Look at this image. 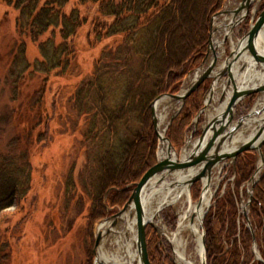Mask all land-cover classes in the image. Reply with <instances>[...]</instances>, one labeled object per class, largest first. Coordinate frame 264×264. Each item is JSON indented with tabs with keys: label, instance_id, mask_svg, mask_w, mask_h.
I'll use <instances>...</instances> for the list:
<instances>
[{
	"label": "trees",
	"instance_id": "16d2710c",
	"mask_svg": "<svg viewBox=\"0 0 264 264\" xmlns=\"http://www.w3.org/2000/svg\"><path fill=\"white\" fill-rule=\"evenodd\" d=\"M224 2L4 0L0 10L5 11L0 18V84L11 85L12 99L8 113L0 114V141L7 127L11 131L6 144L9 150L2 152L0 147V216L28 200L34 170L40 168L35 158L48 146L55 130L60 138L79 137L77 143L84 138L86 148L94 149L96 171L88 164L89 173L79 176L83 187L78 201L89 219L104 214V196L109 190L110 205L123 203L126 193L113 188L139 181L155 159L151 103L163 93L175 94L187 74L203 61L211 18ZM83 32L86 56L87 49L78 43ZM83 57L88 66L83 65ZM67 89L69 94L64 97ZM202 97L200 90L192 94L169 126L167 136L178 150L203 108ZM63 109L70 113L66 122H62ZM133 119L136 128L129 129L128 122ZM51 123L54 127L59 123L62 130ZM121 129L131 141L120 137ZM254 155L246 153L250 170L239 169L235 190L218 199L216 209L206 218L208 264H249L252 260L250 232L242 229L248 252L245 262L237 243L225 252L224 241L231 242L237 234L236 201L241 183L252 176ZM73 176L71 168L64 183L69 199L76 194ZM251 203L250 217L257 227L256 240L264 260V171ZM1 220L0 264H8L9 225Z\"/></svg>",
	"mask_w": 264,
	"mask_h": 264
},
{
	"label": "rangeland",
	"instance_id": "374dc122",
	"mask_svg": "<svg viewBox=\"0 0 264 264\" xmlns=\"http://www.w3.org/2000/svg\"><path fill=\"white\" fill-rule=\"evenodd\" d=\"M241 1L242 0H225L222 9L219 12L222 11L232 12L239 6ZM263 5H264V0L255 1L253 3L251 7V12L253 11V8L256 9V12L254 13V15L249 16L241 25L237 26L234 29V36L236 38L241 39L244 35H246L249 32L255 19L261 13L260 8H262ZM1 7L4 8V0H0V10ZM4 12L5 11H0V18L4 15ZM212 18L210 21L209 37L212 32L211 31ZM5 19L7 23L9 20V16ZM229 21H230V15L228 17H226V15L219 17L215 21L213 28L217 29L222 27L223 25H227L228 23H230ZM221 29L216 31L213 36L214 44L216 41L217 42L223 41L225 37L226 31ZM85 36L86 33L83 32V34L79 36V42H78L79 45L83 47V49H87L83 54V56H86L88 54V47L84 46ZM232 40L233 42L236 41L234 39H230L226 42L225 55L224 54L221 55L222 53L221 48H217L219 63L224 61L225 58L229 55V48L231 46ZM207 49H208V44H207ZM206 54L200 65L193 68L183 79L179 87V90L175 94L182 93L184 92L183 90H187V88L190 86L191 82L194 80L196 76V71L198 69L200 70L202 69L201 66L206 58ZM83 58H84L83 65L88 66L89 62L87 61V58L86 57ZM210 61H211V56L207 60V64H209ZM74 83L75 82H73V84ZM211 83L212 80H208L196 91V92H198L199 90L201 91V94L203 96L202 97L203 107H204V102L208 97ZM221 86L222 85L220 84L218 85L217 94L215 95L216 101L213 103L214 106L213 109L215 110L218 107V98L220 97ZM167 93L171 94L170 92ZM11 94H12L11 85L9 83L6 84L5 82L1 83L0 84V114L1 115H6L9 111L11 105V99H12ZM68 94H69V90L67 93H64V97H67ZM258 99H259L258 95H251L249 97H245L236 108L234 123L237 122L238 119L247 116L256 106ZM169 103H171L168 106L169 112L161 128V131H163V134L167 138H168L167 134L169 129L167 128L168 127L167 124L170 122L171 118L176 114V111L180 108L179 106L180 104L178 103H174L171 101H169ZM68 109L66 111L65 109L62 110V114H63L62 122H66V119H68L70 116ZM159 109L160 111L162 110V105L159 107ZM262 115L263 114L259 116L255 115L253 118L258 119ZM208 120H209V116L206 112L200 116V124L194 135V139L199 136L196 135L197 132L201 133L200 129H202V127L207 123ZM193 122L189 129V132H187L186 134L185 141L183 139L184 142H181L183 143L181 150L184 148L186 142L188 141L194 129ZM249 126L250 129L253 130L258 126V123H256L255 125L250 124ZM51 127L58 129L59 131L62 130V127L59 125V123L58 126L55 123V127H54V123L53 124L51 123ZM86 127L87 124L84 126V130L86 129ZM246 127L247 125H244L241 128H239L236 131L235 136L237 132L239 131L241 132ZM7 128L8 130L5 132L4 136L0 141V147L2 152H6L9 150L8 147L6 148V144L11 137L10 134L11 131H10V127ZM128 128L129 129L136 128V123L134 119L132 123L128 122ZM78 130H81V126L78 127ZM249 133L250 131H248L247 134ZM57 135L58 133L56 130L54 134L52 131L51 136L49 138L50 141L48 143V146L45 149H43V151H41L42 152L41 155H38L35 158V161L37 163L40 162L39 163L40 168L34 170L33 186L30 196L28 197V200L21 204V208H19V205L13 206L3 211L0 216V220L5 219L4 222H7V224L9 225V234L7 235V237L10 238L9 243H10L11 258L8 264H95L94 248H95V238L97 232L96 230L99 223L118 213L126 204L129 197L131 196L134 185L128 184L123 188H118V189H124L130 186L127 191H123L126 193L125 200L123 201V203L114 206L110 205L109 202H107L108 199L107 196V199L104 200V204H103L104 214L93 218L91 221L89 219V215H87L86 213L85 206L83 205L82 207V203H79L78 198L81 195L80 189L81 187H83L81 186L82 182H80L79 176L86 171L87 173L85 174V176L89 173L90 170L88 168L86 169L88 164L92 166L91 169L92 171L93 170L96 171L97 169V165H96L97 159L93 158V153H92L94 149L91 150L86 148L88 147V145L87 142L84 143L85 142L83 141L84 138L80 140L83 143L81 145L79 144L80 141L77 143V140L80 139L79 137H77V139L65 137V136L64 138H60V136ZM120 137L128 142L131 141L128 133L122 129L120 131ZM156 139H157V146L154 157L155 159L151 163V166L146 169V171L157 163V154L159 153L160 144L157 137ZM91 143H92L91 140H89L90 145H92ZM232 146L233 144H229L228 147L231 148ZM175 150L177 151V154H181V150H178L177 148H175ZM262 151H264V145L262 147ZM90 152L92 154H90ZM246 153L255 154L253 160V166H252L253 173L248 181L241 183L240 185L239 193H238L239 197L236 201V211H237L236 222L238 224V231L236 236L231 238V242H228L227 240L224 241V247L226 252L231 250L234 243H237L238 247L242 251V254L244 253V256L242 255L244 257V260L242 258V261L243 262L246 261L245 256L249 252V254H251L252 256V260L250 261L249 264H252L255 261H257L255 258L256 256L254 253L253 242L249 248V251L246 252L242 241L243 239L242 229H245V231L249 232L248 229L249 224L246 221L244 213L247 214L248 219H250L251 221L250 207L252 204L251 202L254 193V189H252L251 180L252 178L255 177V180H257L258 182L264 171V168L263 170L261 169L260 172L258 170L261 167V163H260L261 161H260V156L257 152L254 151L244 152L238 155L236 160L226 159L220 162V164L213 170L211 184H212V190L214 191V197L211 203V207L207 211L204 217L202 232L204 231L206 234V228H205L206 218L210 212L216 209L218 199H223L229 190L233 191L237 187V182L239 180V172H240L239 169H241L242 167H246L245 169L246 171L250 170L249 168H247V162L245 159ZM71 168H73V172H74L73 178L76 185L74 191L76 192V194L74 195V197H72V199H69L66 197L64 183L68 178L67 176L71 171ZM241 170H244V168H242ZM146 171L141 175L140 179L143 177ZM174 178L175 177H172L171 180H174ZM139 181H137L136 183H138ZM189 187L191 190L193 202L198 203L204 187L203 182L202 181L196 182ZM68 195L70 196L71 193H69ZM251 195H252V199L250 200ZM154 223H156L157 227L164 225V227L167 229L175 230L178 225L177 212L173 207H165L162 210H160L159 218L156 217L154 219ZM251 225L254 228L255 235L257 236V227L253 225L252 221H251ZM123 228H124L123 221H121L113 231L116 230L120 231ZM113 233H111L105 239L106 240L105 251L112 250L113 248L111 245V237ZM146 240L148 245L150 264H175L173 260L174 256H173V249L171 247V244L166 238V236L162 235L160 231L156 230L150 225H147ZM256 248L257 251L260 253L257 240H256ZM88 254H90L89 259H88ZM207 264H208V257H207Z\"/></svg>",
	"mask_w": 264,
	"mask_h": 264
},
{
	"label": "water",
	"instance_id": "95a60500",
	"mask_svg": "<svg viewBox=\"0 0 264 264\" xmlns=\"http://www.w3.org/2000/svg\"><path fill=\"white\" fill-rule=\"evenodd\" d=\"M254 2L255 0H242L239 6L232 12L222 11L214 15L211 23L212 32L209 37L206 58L201 66L202 74L198 76L197 73L200 71V69L196 71L195 79L184 93H165L158 96L151 103L150 110L154 131L160 146L163 142L168 144V156L164 159H160L158 153L157 163L146 171L138 183L131 184L134 185V188L132 190L131 196L123 208L115 215L99 223V229L96 232L94 248L95 264H99L100 262L98 259V250L101 246V243L104 239H106L107 236L113 233V230L119 225L121 221H123L122 219L125 215H128L129 222L134 223L135 226V242L139 264H150L146 240L147 225H150L158 231L160 230L154 222L146 220L143 203L146 202L148 196L150 197V194L157 192V187L160 188L161 183L167 180L172 181L171 178L176 176L190 177L188 182L184 183L188 186H191L196 182H203L206 180V183H203L204 187L198 201V204H200L202 202L204 192L211 185L213 170L220 164V162L226 159L236 160L238 155L244 152L254 151L260 156L261 167L258 170L259 172L261 169L263 170L264 153L262 151V147L264 145V106L259 111H255V106L247 116L238 119L237 122L234 123L236 108L245 97H249L251 95H258L259 98L264 97V54L260 48L264 31V10H262L259 16L255 19L246 35H244L241 39L234 36V29L241 25L249 16L254 15V13L251 12V7ZM224 15H226V17L230 15V23L217 29L213 28L215 21ZM219 29L226 31L225 37L221 42L224 55L226 42L230 39L237 41L236 49L232 48L231 45L229 48V55L221 63H219V57L217 54V48L219 47L215 48L213 39L215 32ZM210 56L211 61L209 64H207V60L210 58ZM242 58H247L252 64H248V67V65L243 62L241 65ZM236 65H238V68L234 73L233 68ZM251 66H253L257 72L254 75V77H256L255 79L258 80L259 77L256 75L261 73L260 80L263 82L260 81L261 83L259 85L250 89L243 88L240 86L238 79L240 81V76H246L249 73ZM208 80H212V83L209 88L208 97L204 102V107L194 119V129L184 148L181 150V154H177V151L173 147L170 140L161 132L158 113L159 104L165 99L180 104L179 110L169 122L170 125L174 117L184 106L187 99L191 97L192 94H194ZM219 84L222 86L220 89V97L218 98V112L214 117L207 121L202 129H200V135L194 139V135L200 124V116L205 113L206 109L211 107L213 102L216 101L215 95L217 94V85ZM261 114L263 115L260 116L258 120H254L256 123H258V126L255 128V133L253 136L233 152H228V146L229 144H233L236 131L242 126L248 125L247 120L252 119L255 115L259 116ZM249 122L251 123V121ZM251 182L252 189H254L257 183L255 177L252 178ZM129 187L124 189H113L123 192L127 191ZM110 191L111 190L106 193L104 200L107 199ZM251 199L252 195L250 197V200ZM159 213L160 210L157 213V218H159ZM244 216L247 223L249 224L248 229L252 237L254 253L256 256L255 258L257 261L264 264V260L256 248V235L254 228L251 225V221L248 219L246 213H244ZM107 224L108 227L105 230H102ZM202 244V264H207L206 234L204 231L202 232Z\"/></svg>",
	"mask_w": 264,
	"mask_h": 264
},
{
	"label": "bare ground",
	"instance_id": "6f19581e",
	"mask_svg": "<svg viewBox=\"0 0 264 264\" xmlns=\"http://www.w3.org/2000/svg\"><path fill=\"white\" fill-rule=\"evenodd\" d=\"M260 1V0H255ZM218 25V24H216ZM222 41L215 42V47L221 48V55L223 54ZM236 41L232 40V48L236 49ZM264 54V31L263 40L260 46ZM242 63L252 64L247 58L241 59ZM247 60V61H246ZM249 67V65H248ZM238 65L233 68L234 73L237 71ZM256 70L253 66L250 67V71L246 76H240V86L243 88H253L259 85L261 82L260 75H256L259 79L254 77ZM198 76L202 74V70L198 73ZM196 77V76H195ZM195 79V78H194ZM261 81V82H260ZM193 82V81H192ZM191 82V83H192ZM191 85V84H190ZM218 87V85H217ZM184 92L186 90H183ZM183 92V93H184ZM214 103V102H213ZM212 103V107L206 109V113L209 119L214 117L218 112V107L215 109ZM162 105V110L159 109V124L162 128L163 123L166 120L169 112L168 106L169 100L165 99L161 101L159 107ZM264 106V97L258 99L255 111H259ZM254 120L256 118L249 119L247 127L241 132H237L233 146L229 148L228 152H233L240 145L247 142L255 133V129H250V124H256ZM251 121V123L249 122ZM248 131H250L249 134ZM257 131V130H256ZM163 133V131H161ZM264 135V134H263ZM168 156V144L163 142L159 149L160 159H164ZM173 156V154H172ZM190 177L176 176L172 181H165L161 183L157 192L150 194V197L143 203L145 217L147 221L154 222L159 210L165 207H173L177 212L178 225L175 230L167 229L164 225L159 226L160 233L168 239L173 249V260L175 264H202L203 263V244H202V224L207 211L211 207V203L214 197V191L212 190V184L206 189L203 194V199L200 204L193 202L190 187L185 185ZM206 183V180L203 181ZM124 228L120 231H113L111 237L112 250L105 251L106 240L101 243L98 252L99 264H139V259L136 251L135 235L136 230L134 223L129 222L128 215L123 217ZM156 224V223H155ZM108 224L104 226L102 230H105ZM99 226L97 227V230ZM96 230V231H97ZM101 230V231H102Z\"/></svg>",
	"mask_w": 264,
	"mask_h": 264
}]
</instances>
